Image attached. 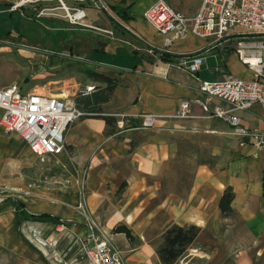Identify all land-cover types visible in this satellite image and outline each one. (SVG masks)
Returning <instances> with one entry per match:
<instances>
[{
	"label": "crops",
	"instance_id": "crops-1",
	"mask_svg": "<svg viewBox=\"0 0 264 264\" xmlns=\"http://www.w3.org/2000/svg\"><path fill=\"white\" fill-rule=\"evenodd\" d=\"M155 1L0 0V48L18 47L40 64L38 77L60 86L45 94L74 103L93 90L83 92L85 86H105L88 72L115 84L99 105L101 114L113 118L110 126L89 113L66 130L64 151L56 155L71 165L66 182L24 199L0 198V264H85L86 217L125 264H161L156 248L173 224L199 228L174 264H264V147L206 116L199 90L200 81L219 78L220 70L251 79L237 42L262 43L264 37L238 30L213 39L188 32L165 45L170 34L161 35L143 18ZM165 1L190 18L202 0ZM65 8L69 14L83 10L84 17L72 24ZM14 15L24 30L18 36L7 29ZM258 51L264 56V48ZM191 55L202 58L195 74L175 65ZM182 99L191 100L190 118L174 117ZM214 105L228 108L217 97L209 100L208 107ZM121 113L130 124L117 130L112 115ZM233 113L249 130L264 132L262 105ZM141 114L154 115V126H140ZM12 136L36 156L1 126L0 154L11 151ZM10 173L11 166L0 161V178L11 185ZM226 188L233 193L229 215L218 207Z\"/></svg>",
	"mask_w": 264,
	"mask_h": 264
},
{
	"label": "built area",
	"instance_id": "built-area-1",
	"mask_svg": "<svg viewBox=\"0 0 264 264\" xmlns=\"http://www.w3.org/2000/svg\"><path fill=\"white\" fill-rule=\"evenodd\" d=\"M95 4L97 7L103 6L99 2ZM14 8L16 4L11 9ZM65 10L72 24L84 17L83 10L78 8H73L70 14ZM143 18L161 35L170 34L164 39L165 45L188 32L198 37L222 39L239 30L243 32L241 34L264 37V0H202L198 11L190 18L171 8L165 0H156L144 11ZM263 48L264 41L237 42L236 52L242 63L253 71L252 78L241 79L216 68L221 72L219 78L199 83V90L205 95L204 101L193 100L201 103L206 116L228 123L233 134L248 137L250 143L258 148L264 147V132L249 130L233 111L249 109L253 104L264 107V56L258 53ZM248 56L257 57L254 65L247 62ZM201 64L202 58L197 55L179 57L175 63L191 74H195ZM92 88L85 86L83 92H89ZM213 97L226 102L228 108L219 105L209 108V100ZM190 102L188 99L180 100L174 117H192ZM84 115L86 112L65 97L35 91L22 92L16 85L0 88V126L5 132L18 135L39 158L61 154L65 148L66 130ZM112 116L117 130L129 126L130 119L126 114ZM139 118L140 126L148 128L153 127L156 120L152 114H141ZM85 222L87 233L83 245L84 263L125 264L97 224L87 217Z\"/></svg>",
	"mask_w": 264,
	"mask_h": 264
},
{
	"label": "rangeland",
	"instance_id": "rangeland-1",
	"mask_svg": "<svg viewBox=\"0 0 264 264\" xmlns=\"http://www.w3.org/2000/svg\"><path fill=\"white\" fill-rule=\"evenodd\" d=\"M13 19V24L10 27L7 26V29L11 31L10 34L18 36L23 28L17 23L19 19L17 15H14ZM41 31L51 34L45 29ZM251 40L262 41L256 37ZM2 47L0 48V88L5 85H16L23 92L34 88L39 93H48L47 91L50 92V90L54 93L60 91V86L51 82V77H43V75L38 77L40 72H44L40 64L22 55L18 47ZM46 72L49 71L46 70ZM42 85L46 87H38ZM12 138L11 151L7 149L0 154V161H6L11 166L12 183L10 185L8 179L0 178V198L24 199L34 196L35 190L51 189L66 182L71 165L62 156L36 157L26 150L16 136Z\"/></svg>",
	"mask_w": 264,
	"mask_h": 264
},
{
	"label": "trees",
	"instance_id": "trees-1",
	"mask_svg": "<svg viewBox=\"0 0 264 264\" xmlns=\"http://www.w3.org/2000/svg\"><path fill=\"white\" fill-rule=\"evenodd\" d=\"M164 55V53H162ZM88 75L97 82L104 83L102 88L93 87L88 94H78L74 98L76 107L84 110L86 117L89 113L94 117L102 118L107 126L113 122L111 116L101 114L100 104L107 102L109 95L114 88L112 80L95 72H88ZM233 193L230 188H226L218 201V207L223 215H229L231 212L230 202ZM199 233V228L195 225L179 226L176 224L166 228L161 235L162 242L156 248V254L161 264H174V262L185 252L186 248L193 242Z\"/></svg>",
	"mask_w": 264,
	"mask_h": 264
},
{
	"label": "bare ground",
	"instance_id": "bare-ground-1",
	"mask_svg": "<svg viewBox=\"0 0 264 264\" xmlns=\"http://www.w3.org/2000/svg\"><path fill=\"white\" fill-rule=\"evenodd\" d=\"M257 57L256 56H248L247 62H250L251 64H255Z\"/></svg>",
	"mask_w": 264,
	"mask_h": 264
}]
</instances>
